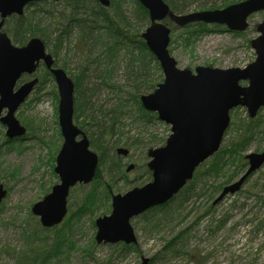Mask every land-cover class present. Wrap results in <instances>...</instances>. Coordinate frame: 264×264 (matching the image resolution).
I'll return each instance as SVG.
<instances>
[{
    "label": "rangeland",
    "instance_id": "1",
    "mask_svg": "<svg viewBox=\"0 0 264 264\" xmlns=\"http://www.w3.org/2000/svg\"><path fill=\"white\" fill-rule=\"evenodd\" d=\"M203 3L208 5L207 9L193 5L187 14L224 8H220V0H204ZM210 5H214L215 9H208ZM65 8L58 6L60 11ZM262 22L264 11L252 15L248 19L249 28L240 34L218 24H192L181 28L170 21L163 23L171 28L168 49L178 67L195 72L197 67L244 69L253 63L257 55L251 42L258 36L257 26ZM78 45L80 43L74 34L55 56L58 66L70 77L78 74L85 65L82 53L76 49ZM49 51L53 52L51 48ZM41 71L42 68L38 74ZM125 75V68L116 73L115 82L119 86L126 82ZM90 77L88 80L92 85L99 83L94 75ZM163 80L154 76L152 81L159 85ZM241 85L247 86L248 83L242 82ZM54 91L58 95L52 80L36 89L19 107L15 117L27 132L24 137L16 139L18 141L9 140L7 128L0 123V186L7 191L0 206V264L30 263L20 262V253L29 248L32 233L44 232L39 228V218L32 214V207L60 184L55 168L63 137L59 125V102ZM95 95L97 104L105 105V108L114 104V95L106 89H98ZM248 116L247 109L243 107L231 111L230 126L219 153L198 168L207 163L215 164L220 170L218 174L211 172L210 175L197 177L191 181L193 185L190 182L167 209L160 213L149 211L132 221L137 244L132 245L130 250H125L122 244L96 243V220L112 212V199L111 196L110 199L105 197V188L111 182L113 186L108 189L111 194L118 195L150 183L152 176L146 168L150 162L148 151L165 146L172 132L171 126L158 119L144 132L127 128L132 131L126 130L129 133L126 137L135 146L127 147L130 151L128 157H121L125 177L115 181V173L111 175L107 165L101 166L103 172L101 185L97 188V200L91 211L81 214L73 215L79 206L78 199L90 193L94 185L80 184L72 188L67 199V217H73L69 222L66 220L65 225H60L69 242L64 243L59 256L36 263L141 264L142 259L146 258L150 264H264V166L248 178L238 193L228 195L215 204L223 189L239 181L247 172L249 166L244 157L264 151V123L250 126ZM262 116L264 110L254 119ZM242 137H247L246 141L239 144ZM235 143L240 146L236 148L238 152H227L226 149H231ZM130 165H134V169L127 172ZM205 169L209 167H202L201 172ZM232 176V182L222 186ZM185 190L192 193L185 194ZM152 217L155 219L152 220ZM175 240L179 244L177 247L181 249L185 245V251L189 254H175L168 247Z\"/></svg>",
    "mask_w": 264,
    "mask_h": 264
},
{
    "label": "water",
    "instance_id": "2",
    "mask_svg": "<svg viewBox=\"0 0 264 264\" xmlns=\"http://www.w3.org/2000/svg\"><path fill=\"white\" fill-rule=\"evenodd\" d=\"M45 1L64 0H0V122L7 127L9 139L26 134L15 114L35 90L39 78H33L17 90L16 87L24 75L33 77L43 64L58 90L59 125L64 142L55 168L60 184L33 206L32 213L40 218L44 228L52 229L68 214L70 190L78 184L88 185L96 177L99 156L91 150L85 131L74 123V81L63 69L55 67L54 57L47 52L44 41L32 38L25 46L18 47L3 31L8 18L23 16L29 5ZM97 1L104 7L111 5L110 0ZM138 1L149 12L151 22L141 37L159 62L164 77L153 93L141 97V103L146 111L156 113L161 122L171 126L172 134L164 147L148 153L152 182L113 196L111 215L97 219L99 245L137 244L132 219L171 201L193 179L196 169L220 150L230 126V112L243 107L255 118L264 107V22L258 25L259 35L251 42L257 55L253 63L244 69L197 67L195 72L178 67L168 49L171 29L163 23L171 19L181 28L194 23L218 24L242 33L249 27V17L264 11V0H245L223 9L189 14L173 13L163 0ZM242 82L248 85L242 86ZM3 110L7 113L2 117ZM117 152L129 154L124 148ZM246 159L250 165L246 174L225 187L215 204L240 191L248 177L264 165V151L251 153ZM5 197L6 191L0 186V205ZM142 264H150V260L143 258Z\"/></svg>",
    "mask_w": 264,
    "mask_h": 264
},
{
    "label": "trees",
    "instance_id": "3",
    "mask_svg": "<svg viewBox=\"0 0 264 264\" xmlns=\"http://www.w3.org/2000/svg\"><path fill=\"white\" fill-rule=\"evenodd\" d=\"M163 1L170 6L171 11L175 14H186L193 5H197L199 9L208 7L203 3L204 0ZM220 1V8H223L244 0ZM110 2L111 5L107 8L96 0L35 3L27 8L25 15L12 16L7 19L4 31L18 46L26 45L32 38H41L48 49L53 50L51 53L54 57L60 53L65 41L72 35H76V40L80 43L76 49L82 53L81 57L85 59V65L78 74L71 77L75 84L74 121L87 133L91 149L99 156L100 167L108 166L111 170L109 174L114 172L116 181L117 178L125 177L124 165L121 157L116 153L117 148L135 146L129 143V138L126 137L129 133L126 130L130 132L135 128L144 132L153 121L157 120L156 114L143 108L140 98L157 88L158 83H153V77L162 80L163 74L159 62L141 37L144 28L150 25L148 11L137 0H110ZM58 6L66 8L64 11H60ZM31 7H35V9L30 10ZM126 7L131 8L127 10ZM208 9H215V6L210 5ZM197 25L204 26L201 23ZM94 50L97 52L93 53ZM56 64L58 65L57 60ZM121 68L126 69L127 80L122 86H119L115 82V75ZM90 75H94L99 83L92 85L88 80L91 78ZM38 76L41 82L37 89L53 79L46 69H42ZM98 89H106L114 95V104L109 108H105V105H99L98 101H95V92ZM53 94L58 100L57 93L54 91ZM249 120L250 126H254V124L259 126L264 123V116ZM129 127L132 129H127ZM242 138L239 140V144L246 141L247 137ZM151 144L154 145L152 142ZM232 146L226 151L237 153V149L240 147L238 143ZM205 166L209 169L201 172V168ZM202 167L195 173L193 181L199 176L210 175L211 172L218 174L220 171L215 164L207 163ZM102 172L103 169L99 168L90 193L79 197L77 202L79 206L73 215L92 210V206L97 200L98 185H101ZM149 174L151 173L149 172ZM233 179L234 176L228 178V182L222 186L232 182ZM114 180L112 182H115ZM190 185H193V182ZM110 186H113L111 182ZM109 187L106 186L104 191V195L108 199L111 196ZM187 192L185 190L183 193ZM188 193H192V191ZM169 204L157 207L150 212L160 213L167 209ZM73 215L70 218L67 217L66 220L69 222ZM153 219L155 218L152 217ZM156 220L160 222L161 219ZM155 225L157 226V224ZM39 228L45 233L35 231L31 234L28 242L29 248L20 253V262L29 261V264H37L36 262L39 260L46 262L49 258L59 256L61 253V248L68 240L64 230L60 229L61 226L45 229L39 224ZM47 234L50 236L48 237ZM122 246L125 250L132 249V246L124 244ZM177 246L179 244L176 240L168 245L175 254L186 253L185 245H182L181 249Z\"/></svg>",
    "mask_w": 264,
    "mask_h": 264
},
{
    "label": "flooded vegetation",
    "instance_id": "4",
    "mask_svg": "<svg viewBox=\"0 0 264 264\" xmlns=\"http://www.w3.org/2000/svg\"><path fill=\"white\" fill-rule=\"evenodd\" d=\"M41 68H45V67H43V65H41L39 68H38V71H37V73L41 70ZM46 69V68H45ZM47 70V69H46ZM47 71H49V70H47ZM50 72V71H49ZM51 75V74H50ZM33 78H31V77H29V76H24L23 77V79H22V81L24 82V83H27V82H29L30 80H32ZM7 113V110H3V112H2V116H4L5 114Z\"/></svg>",
    "mask_w": 264,
    "mask_h": 264
}]
</instances>
